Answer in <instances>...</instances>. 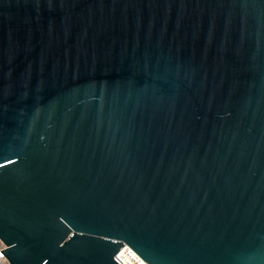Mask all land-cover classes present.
<instances>
[{"label":"water","instance_id":"95a60500","mask_svg":"<svg viewBox=\"0 0 264 264\" xmlns=\"http://www.w3.org/2000/svg\"><path fill=\"white\" fill-rule=\"evenodd\" d=\"M10 264H264V0H0Z\"/></svg>","mask_w":264,"mask_h":264},{"label":"built area","instance_id":"2783aa9c","mask_svg":"<svg viewBox=\"0 0 264 264\" xmlns=\"http://www.w3.org/2000/svg\"><path fill=\"white\" fill-rule=\"evenodd\" d=\"M7 249L0 238V264H10L7 257L1 252ZM118 264H148L131 247L125 245L115 256Z\"/></svg>","mask_w":264,"mask_h":264}]
</instances>
